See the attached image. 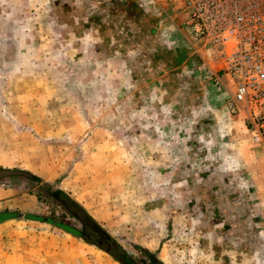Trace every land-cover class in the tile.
Listing matches in <instances>:
<instances>
[{
    "label": "rangeland",
    "instance_id": "obj_1",
    "mask_svg": "<svg viewBox=\"0 0 264 264\" xmlns=\"http://www.w3.org/2000/svg\"><path fill=\"white\" fill-rule=\"evenodd\" d=\"M178 1L0 0V165L111 238L88 243L36 181L4 179L0 217H19L0 224V264H264V100L220 93L187 36L164 42Z\"/></svg>",
    "mask_w": 264,
    "mask_h": 264
},
{
    "label": "built area",
    "instance_id": "obj_2",
    "mask_svg": "<svg viewBox=\"0 0 264 264\" xmlns=\"http://www.w3.org/2000/svg\"><path fill=\"white\" fill-rule=\"evenodd\" d=\"M179 1L182 29L201 56L205 78L238 104L263 101L264 0ZM173 11H166L165 18L173 20ZM254 128L262 138L264 116Z\"/></svg>",
    "mask_w": 264,
    "mask_h": 264
},
{
    "label": "trees",
    "instance_id": "obj_3",
    "mask_svg": "<svg viewBox=\"0 0 264 264\" xmlns=\"http://www.w3.org/2000/svg\"><path fill=\"white\" fill-rule=\"evenodd\" d=\"M23 177L25 179H31V180L36 181L37 186L40 187L42 192H45L50 197H53L56 200H58L64 206V211L67 214H69L71 218L75 220L76 223L77 222L80 223L81 227L75 226L76 229L77 228L79 229V232L75 231L74 233L76 236L86 240L88 243H91V244H95V242L89 238L90 236H95L96 239L97 237L99 238L103 237L105 238V241L107 243L111 239L107 231L102 227V225H100L97 222V220L87 211V209L82 204H80L74 197H72L70 194L66 193L62 189L55 187L53 183L44 181L40 176H38L32 171H29L28 169H22V168H17V167H14V168H8V167H2V166L0 167V181H4V179H9V178H23ZM17 217H19V215L16 216L11 212H6L2 215L0 222L14 219ZM47 221L50 222V219H47ZM51 222H54V221L52 220ZM60 224H63V223H60ZM148 254L150 256V263L164 264L155 255H152L151 253H148ZM126 256L128 257V255Z\"/></svg>",
    "mask_w": 264,
    "mask_h": 264
},
{
    "label": "crops",
    "instance_id": "obj_4",
    "mask_svg": "<svg viewBox=\"0 0 264 264\" xmlns=\"http://www.w3.org/2000/svg\"><path fill=\"white\" fill-rule=\"evenodd\" d=\"M178 3H179V8L181 9V13H179L178 14V16H180L181 17V19H182V5H181V1H178ZM163 17V16H162ZM163 19H165V18H163ZM180 19V18H179ZM181 23H183V20L180 22V24ZM180 24H178V23H176V25H177V27H178V30H177V32L175 33V35L173 34H171L170 36H169V38H167V39H165V41L164 42H166V40H170L171 39V41L170 42H168L167 44H171V45H169V46H173L172 44H176V42H177V40H179L180 42L182 41L183 43H184V38L186 37V32L184 31V29H182L181 28V26H180ZM175 25V26H176ZM163 27V26H162ZM162 27H159V30H160V28H162ZM154 31V30H153ZM161 36H162V38H163V36H164V33H161L160 34ZM173 37V38H172ZM178 37H179V39H178ZM180 44V43H179ZM179 48V49H176L177 51V53H179V54H181L182 56H184L185 57V55H186V53H188V52H185V51H183L182 49H180V48H182V46L181 47H179V45H176V47L175 48ZM11 160L10 161H12V163L11 164H9V167H10V165L11 166H13V165H15L16 166V164L18 165V164H22V165H24L25 167H26V165H27V163L24 161V160H26L25 159V157H24V159L22 158V157H17L16 159L15 158H10ZM15 160H17V161H15ZM27 161V160H26ZM1 164H3V165H0V166H2V167H5V166H8V165H4V162L2 161L1 162ZM6 164V163H5ZM38 164V163H37ZM7 190H9V189H7ZM4 191L6 192V189H4ZM4 223V222H3ZM3 223H1L0 222V224H3ZM24 241V240H23ZM0 242L2 243V248H4V239H2V240H0ZM7 251H9V249L7 248L6 249ZM7 260H8V258H7Z\"/></svg>",
    "mask_w": 264,
    "mask_h": 264
},
{
    "label": "water",
    "instance_id": "obj_5",
    "mask_svg": "<svg viewBox=\"0 0 264 264\" xmlns=\"http://www.w3.org/2000/svg\"><path fill=\"white\" fill-rule=\"evenodd\" d=\"M1 217H2V216H1ZM1 217H0V219H1ZM37 219H39V217H37ZM61 226L64 227L65 229H68V230L71 231L72 233H75L72 229H69V228L63 226L62 224H61Z\"/></svg>",
    "mask_w": 264,
    "mask_h": 264
}]
</instances>
